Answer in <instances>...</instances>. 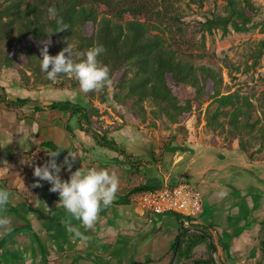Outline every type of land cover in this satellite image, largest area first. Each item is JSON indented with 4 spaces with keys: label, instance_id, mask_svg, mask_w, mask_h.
I'll list each match as a JSON object with an SVG mask.
<instances>
[{
    "label": "crops",
    "instance_id": "0c3cea01",
    "mask_svg": "<svg viewBox=\"0 0 264 264\" xmlns=\"http://www.w3.org/2000/svg\"><path fill=\"white\" fill-rule=\"evenodd\" d=\"M51 91H37L41 112L28 104L1 132L0 241L10 237L0 264H192L184 257L189 243L193 255L213 264H264L263 154L251 160L237 142L203 139L162 149L156 130L118 117H102L98 129L108 133L97 132L42 107L53 103L45 100ZM48 142L57 150L38 149ZM33 148L40 159L23 155ZM182 181L202 194L195 219L140 217L130 204L140 191Z\"/></svg>",
    "mask_w": 264,
    "mask_h": 264
},
{
    "label": "trees",
    "instance_id": "16d2710c",
    "mask_svg": "<svg viewBox=\"0 0 264 264\" xmlns=\"http://www.w3.org/2000/svg\"><path fill=\"white\" fill-rule=\"evenodd\" d=\"M185 1L189 7L202 8L205 0H0V69L16 70L26 84L30 76L25 71H30L34 85L44 88L77 72L71 85L85 93L87 105L65 101L42 107L82 119L88 127L98 125L92 120L98 115L92 100L115 102L139 117L148 102L156 106L154 117H164L177 126L208 104L205 126L221 132L228 127V136L237 139L240 150L252 157L249 150L255 144L264 147V116L262 120L256 117L257 108L247 96L222 93L221 75L197 61L205 56V34L214 30H220L222 37L230 30L247 33L255 28L252 21L258 10L249 0H226L224 16L197 23L189 35L179 5ZM195 35L200 36L197 43ZM262 53L264 39L258 43L253 66ZM110 86L112 95L107 93ZM0 90V105L6 109L19 110L29 104L28 99L6 100L4 89ZM41 109L34 104L32 111ZM66 129L72 133L69 126ZM243 136L249 137L244 144ZM174 142L162 143V149ZM37 147L57 150L50 142ZM260 225L264 231V218ZM26 230L45 260L39 236L30 227ZM9 237L0 241V248ZM194 245H187L184 257L192 264H213L211 258L193 255Z\"/></svg>",
    "mask_w": 264,
    "mask_h": 264
},
{
    "label": "rangeland",
    "instance_id": "374dc122",
    "mask_svg": "<svg viewBox=\"0 0 264 264\" xmlns=\"http://www.w3.org/2000/svg\"><path fill=\"white\" fill-rule=\"evenodd\" d=\"M254 7L258 10L257 15L254 17L252 23L255 28L247 33H234L230 30L229 34L222 37L220 30H214L212 34H205L204 48L202 51L205 56L197 61V64L211 67L218 72L222 77V93L238 92L241 96H247L249 100L256 106V117L261 119L264 116V101H257L259 99L264 100V53L258 58L257 65L253 66L255 51L258 50V43L264 39V0H249ZM181 15H183V21L185 22L184 29L189 35H193L197 23L204 22L207 18L213 16H224L226 0H205L203 7L198 8L195 5L187 6V1L180 3ZM195 43L200 41V36L195 35ZM199 49V48H198ZM26 76H30L28 84L26 80H23L20 74L13 69H0V87L4 89L6 100H14L16 98L28 99L29 104H38L39 94L37 91L46 89L44 87H38L34 85L33 78L30 71H25ZM77 72L69 75L66 78L55 79L54 86L47 89H52L49 95H45L46 101L51 102H71L84 105L89 102L85 93L75 90L71 85L72 80H76ZM4 86V87H3ZM112 86L109 87L107 93L112 95ZM0 94L2 92L0 90ZM93 107L98 111L97 116H93L92 120L98 125L93 126L94 129H98L102 125V117L113 120L114 117L124 119L125 124L128 122H137V127L144 126L150 131H157L158 137H160V147L164 142L175 139L174 143L183 142L188 139H203L210 142L215 146L231 147L234 142H237L238 151L244 154L248 159H253L255 154L264 156V147L260 148L261 143L255 144L251 152L252 157H248L239 148V141L237 139L232 140L228 134V127H225L224 131L215 129L211 131L205 126L203 119L204 110L208 104H203L201 110L194 111L181 126L172 125L164 117H154L152 111L156 108L155 105L150 103H144V113L139 117L134 112H128L123 107H120L115 102L99 103L97 100H92ZM263 106L260 109L259 106ZM29 108V110H32ZM22 109V108H21ZM28 110V109H27ZM51 111V110H50ZM22 111L9 110L3 105H0V137H3V128L9 124L12 125L10 119L14 118L15 121L22 115ZM24 114V113H23ZM30 113H28V116ZM200 114L198 118L197 115ZM138 117H136V116ZM126 119V120H125ZM128 119V120H127ZM14 121V122H15ZM264 121H262L263 123ZM13 126V125H12ZM7 127V126H6ZM2 129V130H1ZM10 134V133H9ZM249 137L243 136L242 141L248 142ZM264 144V142L262 143ZM249 143L245 145L247 147ZM168 146V145H165ZM28 151V150H27ZM31 151V152H30ZM40 152L36 148L29 150L23 155L28 156L29 159H40ZM37 156V157H36ZM39 162V161H38Z\"/></svg>",
    "mask_w": 264,
    "mask_h": 264
},
{
    "label": "built area",
    "instance_id": "2783aa9c",
    "mask_svg": "<svg viewBox=\"0 0 264 264\" xmlns=\"http://www.w3.org/2000/svg\"><path fill=\"white\" fill-rule=\"evenodd\" d=\"M140 217L174 215L195 219L203 210L202 194L188 182L140 191L130 199Z\"/></svg>",
    "mask_w": 264,
    "mask_h": 264
},
{
    "label": "water",
    "instance_id": "95a60500",
    "mask_svg": "<svg viewBox=\"0 0 264 264\" xmlns=\"http://www.w3.org/2000/svg\"><path fill=\"white\" fill-rule=\"evenodd\" d=\"M204 235H205V237H207V238L209 239V242H210V248H211L212 253L214 254V253L216 252V249H215L214 245L212 244V240H211V238H210L208 235H206V234H204ZM178 244H179V240H178V242H177L176 249L178 248Z\"/></svg>",
    "mask_w": 264,
    "mask_h": 264
}]
</instances>
